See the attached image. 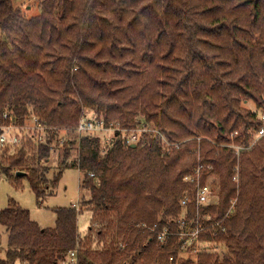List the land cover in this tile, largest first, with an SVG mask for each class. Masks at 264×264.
Returning a JSON list of instances; mask_svg holds the SVG:
<instances>
[{"label": "trees", "instance_id": "obj_1", "mask_svg": "<svg viewBox=\"0 0 264 264\" xmlns=\"http://www.w3.org/2000/svg\"><path fill=\"white\" fill-rule=\"evenodd\" d=\"M249 100L264 104V0H40L30 18L0 0V133L4 113L19 126L35 116L46 133L0 147V177H27L39 199L75 167L92 210L80 239L74 206L54 208V225L42 227L10 201L0 264H62L70 251L75 264H264V137L251 144L260 120ZM84 108L158 134L104 149L75 131ZM62 130L49 185L45 162ZM197 167L201 184L216 183L214 203L194 202L195 182L184 177ZM186 192V226L198 223V239L224 252L179 257L185 237L173 217ZM163 228L170 233L155 249Z\"/></svg>", "mask_w": 264, "mask_h": 264}, {"label": "rangeland", "instance_id": "obj_2", "mask_svg": "<svg viewBox=\"0 0 264 264\" xmlns=\"http://www.w3.org/2000/svg\"><path fill=\"white\" fill-rule=\"evenodd\" d=\"M39 2L40 0H12V5L20 9L23 16L30 18L34 17L39 13ZM243 106L252 112H255L257 115L264 113V104L262 107H257L255 103L252 101H245ZM83 112L92 113L89 109L84 108ZM112 123V122H111ZM116 124V123H114ZM22 125H26L27 129L33 126L32 116L27 117ZM141 125V124H140ZM33 130H26V132L18 133L22 137L23 135L29 136ZM105 133H108L107 131ZM46 136V133H44ZM68 133L64 130L60 131L59 140L52 141L51 145V153L48 160L45 162V165L48 167V181H50L49 185H51V180L55 176L58 170V162L61 154L62 141L67 139ZM82 173L75 167H65L62 170L60 178L57 182L51 187L50 190H46L45 195H42L41 198L37 199L34 192L30 187V183L27 177H18L16 179L10 180L5 176L0 177V211L6 208L9 205L10 201L16 202L21 208L26 209L29 212L30 219L37 222L39 226L42 227H52L55 222V212L54 208L56 207H66L72 204L75 205V209L78 211L76 225L80 239H83L87 235L88 227L91 223L92 210L85 206L83 203L87 201L90 194L89 191L82 187L81 184ZM208 183L212 188L213 193L216 195L217 186L216 183L213 182L212 178H209ZM212 182V183H211ZM187 194V192H186ZM178 214V217H173L175 221L179 217H183L184 208ZM160 216H158L159 219ZM168 222L171 221L172 217H165ZM209 216H205V219H208ZM197 222V221H196ZM199 226V224L197 223ZM96 228H99V225H95ZM145 227V226H144ZM147 227V226H146ZM201 227V226H200ZM149 230H153V227H148ZM178 229V228H177ZM187 229H190L187 227ZM200 231H203V227H201ZM199 231V232H200ZM95 230L93 231L92 239L95 236ZM181 237H186L185 233L179 234ZM156 247L162 242L158 241L156 238ZM99 245L97 242L93 240L91 247L96 248ZM7 247V230L0 223V258L4 257V251ZM179 257L181 259H189L190 261H196L197 255L199 253H209V252H218L219 254L224 252L225 248L216 242L212 241H203L197 239H188L179 247ZM170 259V258H169ZM178 260V259H177ZM71 264L67 259L66 262L62 264ZM14 264H21L19 261H15ZM153 264V263H151Z\"/></svg>", "mask_w": 264, "mask_h": 264}, {"label": "built area", "instance_id": "obj_3", "mask_svg": "<svg viewBox=\"0 0 264 264\" xmlns=\"http://www.w3.org/2000/svg\"><path fill=\"white\" fill-rule=\"evenodd\" d=\"M4 117H7L9 122L7 124H4L2 126V131L0 133V147H5L7 145H15L18 144L20 141V136L18 133L21 131L26 130H33L31 132L32 135L36 136L39 142L45 141V126H43L37 117L32 116V122L33 126L30 127V129L26 128V125H15L12 122V117L8 115L7 113L3 114ZM257 118L260 120V125L257 129L249 130V137L251 139V144L261 138L264 137V113L257 115ZM75 131L79 134H94L99 137L101 146L106 149L108 148L115 139H120L123 144L125 145H131L136 144L141 137L145 133H151L153 135L158 134L157 130L153 127L147 126L146 124H138L135 127H121L118 124L109 123L106 124L101 118H98L93 113L83 112L80 118L78 119V122L75 126ZM108 133H105V132ZM161 139L163 143H165L166 147L169 146V143L166 142V140L161 136ZM232 147L236 150V153H238V150L241 148L238 145L231 144ZM236 178V177H234ZM184 180L188 182H195V192H194V202L197 206L199 205H207L214 203L216 200V195L213 193L212 188L209 184L203 183L201 184L199 182V167L196 168L193 175H187L184 177ZM190 201V197L185 193L183 197L179 200V204L182 208H186L187 204ZM72 206L75 207L74 204ZM178 224V234L185 233V242L188 239H197L199 231L201 229L200 226H195L191 229H187L186 222H185V216L179 217L177 221H175ZM155 233V236L158 241L164 242L166 237L169 235L170 231L168 228H163L161 230H157ZM184 242V240H183ZM75 254L74 251L69 252V262L71 264H75ZM68 264V262L66 263Z\"/></svg>", "mask_w": 264, "mask_h": 264}, {"label": "water", "instance_id": "obj_4", "mask_svg": "<svg viewBox=\"0 0 264 264\" xmlns=\"http://www.w3.org/2000/svg\"><path fill=\"white\" fill-rule=\"evenodd\" d=\"M130 146H131V147H134L135 144L133 143V144H131ZM23 174H24V172H21V171H17V172H15V175H23Z\"/></svg>", "mask_w": 264, "mask_h": 264}]
</instances>
